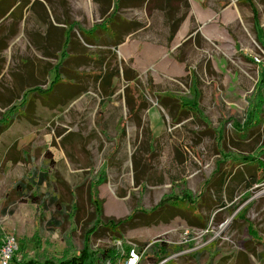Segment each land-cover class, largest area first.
Here are the masks:
<instances>
[{"label":"rangeland","instance_id":"rangeland-1","mask_svg":"<svg viewBox=\"0 0 264 264\" xmlns=\"http://www.w3.org/2000/svg\"><path fill=\"white\" fill-rule=\"evenodd\" d=\"M46 2L0 0V250L13 236L12 264L59 263L71 238L79 255L97 197L104 220L137 212L120 232L125 253L145 250L141 264H264V181L247 188L264 147V114L257 126L247 115L253 61L264 64V0H127L115 22L134 32L119 47L100 26L112 0ZM185 14L169 43V21ZM212 25L220 37L206 34ZM101 70L118 74L108 85ZM218 165L248 176L230 177L224 208L211 198ZM114 237L99 229L89 252L117 248ZM155 242L169 245L160 262L148 257Z\"/></svg>","mask_w":264,"mask_h":264},{"label":"trees","instance_id":"trees-1","mask_svg":"<svg viewBox=\"0 0 264 264\" xmlns=\"http://www.w3.org/2000/svg\"><path fill=\"white\" fill-rule=\"evenodd\" d=\"M126 1L127 0H112V3H113L112 7L113 8H112L111 12L109 13V15H107V16L105 15L106 16L105 17L106 22L102 23L100 25L103 27H107L112 32L113 35L119 37L115 45H112V44L108 45L107 44L108 46L119 47V45L124 42L127 35L134 32V29L126 30V31H125V29H122V27H124L123 25L127 24V23L120 24L119 22L118 23L115 22V20H116L115 17L117 16L118 12H120L121 8L124 6L123 5L124 2H126ZM185 17H186V14H185V16H183L181 18H177L176 20L169 21V23H168L169 24V34L167 37L169 43H171L173 41V39L175 38L176 33L178 32L180 25L183 22V20L185 19ZM46 22H49V21H46ZM51 25L55 26L54 22H52ZM100 26H98V27H100ZM105 33H107L108 40L111 39L112 35L108 34V32H105ZM122 34H124L123 40H122ZM84 38L86 39L85 36H84ZM258 38L261 40L263 38V35L259 34ZM262 42H263L262 46L264 48V41H262ZM253 62L257 63L255 61H253ZM262 63H263L262 61L260 63H257L259 68H260V72H259L258 81H257L255 89H254L255 91H253L254 92L253 101H249V105H248L247 115L249 117L251 116L248 124H251L253 121L256 122L257 121L256 120L257 115H259V117L261 118V116H263V114H264V108H263V106H264V64H262ZM56 68H58V66ZM56 72H57V74H56L55 80L52 82L51 86L47 90H41V92L43 91V94L47 95V94L52 93L54 87L58 84V81L60 79V73H59V70ZM117 74L118 73L113 74L111 72L105 73L103 70H101L99 73H97L98 77L103 78L104 81H106L108 85L110 84V81H112L115 78V76ZM127 81H129V84H133L136 80H135V77L133 75L127 74ZM128 86H130V85H128ZM37 89H38L37 87L31 88L25 92V96L23 97V100H22L21 105H20L21 107H23L25 105L26 100H27V96L31 92H34ZM109 89H110L109 93L112 94V90L110 87H109ZM160 98H159V102H160ZM135 102L136 101L134 100L135 106L132 107L131 115H133V113H136L140 108V105H136ZM161 102H163L162 104L166 105V103L164 101H161ZM13 107H14V110L18 108L17 104ZM262 121H263V118L258 119L257 124L255 126L259 125ZM224 123H222L221 127H220V129H222V130L224 129V127H223ZM257 153H258V155H256V156L253 155L254 156V166H256V168H255V171H253V173L250 174L251 178H253V179L250 183H247V188H250L254 184H260L264 181V158H263L264 147L263 148L261 147L259 149V151L257 149L256 154ZM221 156H222V152H221ZM223 156H226V154L223 153ZM250 160H253V159H250ZM247 161H249L248 158H247ZM217 174H219L220 177H219L218 181L215 183V192L212 194L211 198H212V202H214L218 208H224L226 206V203H225L224 199H222L223 198L222 193L226 192L228 184L230 182V177L243 176L242 169L238 168L236 172L229 173L230 174L229 175L225 171H222L221 165H218L215 172H214V177H216ZM243 178L245 181L248 180V176H246V175H244ZM100 182L101 181H96L94 183L93 187H95V189H97L98 183H100ZM210 184H212V181L209 180L205 184V188H204L205 191L204 192L207 191L208 186ZM199 198L201 199L202 196H200ZM229 199L231 200V202L234 201L231 194H230ZM93 202L95 205L96 215H97V217L99 216L98 217L99 222L96 225V228L94 229L93 234H95L101 228H107V229L111 230V232L113 234L116 235V237H114L115 240H117V239L123 240V237H122L121 232H120L121 228L123 227V225L130 222L134 218V216L136 215L137 212H133L132 214H130L126 218L119 219V220H115V219L104 220V219H102L103 218V208H102V205H100L101 202L97 199V197L93 199ZM191 205H190V207H191ZM162 206L155 207L150 212H155L159 208H161ZM192 209L194 210L195 215L199 214L198 216H200V208L198 207V205H196L195 207H192ZM238 216L243 218V214H239ZM92 235L88 234V233H86L84 235L85 246L80 251H78V252H80L79 255H77V252L75 253V251H77V250H76L74 244L72 243V239L68 238L66 241L67 247H66L65 253L63 255L64 258L59 263H56V262L49 260V261H45V262L42 261L40 263L35 262V261H31V263H28V264H108L107 263L108 261L110 262V264L115 263L114 261L116 260V258L118 256H120L117 248L110 247V248H103L99 251H94L92 253L89 252V250H90L89 245L91 243L90 240H91ZM69 251H74V254L71 256L67 255ZM168 252H169V245L166 242H160V243L155 242V244L153 245V256H148V257H149V259L156 260V262H160V261H162L168 257V255H169ZM13 259H15V258L13 257Z\"/></svg>","mask_w":264,"mask_h":264},{"label":"built area","instance_id":"built-area-1","mask_svg":"<svg viewBox=\"0 0 264 264\" xmlns=\"http://www.w3.org/2000/svg\"><path fill=\"white\" fill-rule=\"evenodd\" d=\"M255 62L260 63L261 60L257 57L255 58ZM117 243V248H122V260L120 264H141V262L145 259V250L130 248L128 252L125 253V249H123V240H115ZM16 247V239L13 236H8L5 238V241L0 250V264H12L13 255ZM110 264V262H107Z\"/></svg>","mask_w":264,"mask_h":264},{"label":"crops","instance_id":"crops-1","mask_svg":"<svg viewBox=\"0 0 264 264\" xmlns=\"http://www.w3.org/2000/svg\"><path fill=\"white\" fill-rule=\"evenodd\" d=\"M39 2H41V3H43V4H45V5H47V2H46V0H38ZM209 12H212L211 10H209ZM228 11H226L225 13H227ZM197 14L199 15V16H197V19H199L200 21H205V20H208L211 16V13L209 14V13H204V12H202V11H199V10H197ZM224 15L225 14H223V18H224ZM231 19V18H234V11L233 10H230L229 12H228V15L225 17L226 19H229V18ZM54 24L55 25H57L55 22H54ZM207 24H209V23H207ZM214 31V32H216V34H218V36L220 37V34H221V31H223L220 27L218 28V26L216 27L215 25H212V27H211V29L210 28H207L206 29V34L209 36V37H212L211 36V34H210V31ZM182 30L181 29H179V31L176 33V36H175V38L173 39V41L175 40V39H177L178 38V35L180 34V32H181ZM224 33H225V31H224ZM226 34V33H225ZM181 35H182V33H181ZM131 36V33L129 34V35H127V37L125 38V40H124V42L122 43V44H120L119 46H121V45H123L125 42H126V39L128 38V37H130ZM222 39V38H221ZM227 39V36H224V39L223 40H226ZM172 41V42H173ZM179 42L180 41H178L177 42V46H179ZM221 60V59H220ZM222 61H224V58L222 59ZM217 67H218V69H219V62L217 61ZM258 78H259V75H258ZM258 78H257V81H258ZM257 83V82H256Z\"/></svg>","mask_w":264,"mask_h":264}]
</instances>
